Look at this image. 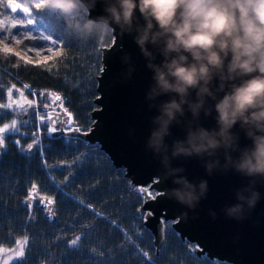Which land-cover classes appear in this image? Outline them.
<instances>
[{"label":"trees","instance_id":"trees-1","mask_svg":"<svg viewBox=\"0 0 264 264\" xmlns=\"http://www.w3.org/2000/svg\"><path fill=\"white\" fill-rule=\"evenodd\" d=\"M8 1L0 0V44L13 51L0 50V105L8 103L11 89L22 90L33 102L21 113L0 107V125L21 117L18 132L3 135L0 154V249L27 240L24 255L12 264H228L189 253L171 222L165 223L164 245L156 254L150 231L136 216L140 194L98 146L50 138L43 124L42 149L25 153L38 129L35 104L52 105L50 93L60 95L81 131L89 129L101 48L113 36L81 41L69 32L62 13L47 8L46 0H16L29 12L14 14ZM21 20L23 27L12 26ZM33 186L55 197V222L36 205H23Z\"/></svg>","mask_w":264,"mask_h":264},{"label":"clouds","instance_id":"clouds-1","mask_svg":"<svg viewBox=\"0 0 264 264\" xmlns=\"http://www.w3.org/2000/svg\"><path fill=\"white\" fill-rule=\"evenodd\" d=\"M98 3L104 14L92 17ZM46 6L62 13L81 41H103L117 30L133 37L152 72L145 99L158 113L145 147L159 159L163 178L176 185L165 190L167 198L190 210L207 198L208 181L190 180L184 166L173 164L195 158L208 176L247 179L235 190L236 202L221 209L229 219H246L264 199L257 187L264 186V0H46ZM82 12L89 15L80 18ZM123 62L130 64V54ZM213 111L216 125L209 129L201 114ZM237 123L251 145L241 147ZM174 126L184 138L169 143ZM209 215L217 218L214 209Z\"/></svg>","mask_w":264,"mask_h":264},{"label":"water","instance_id":"water-1","mask_svg":"<svg viewBox=\"0 0 264 264\" xmlns=\"http://www.w3.org/2000/svg\"><path fill=\"white\" fill-rule=\"evenodd\" d=\"M15 4L19 3L16 0L7 2L8 10L13 14L20 10L11 11V5ZM103 14L102 3L90 10L92 17ZM137 15H140L138 10ZM11 28L12 26H9V30ZM149 48L151 50V45ZM126 54L131 56L130 64L123 62ZM161 60L162 57L158 56L156 62ZM101 63L100 72L96 77V107L90 114L89 129L81 131L76 126L73 114L63 104H45L40 107L43 114L40 121L41 124H47L46 135L50 138L63 136L79 139L87 145L98 146L116 168L124 170L129 187H134L135 191L139 187H149L154 195L158 193L155 200L146 196L142 198L139 193L142 203L136 211V216L142 218L143 226L153 237L156 254L164 245L165 223L171 222V228L187 245L188 252L199 258L207 257L211 261L228 264H264V199H261L244 220L229 219L221 211L226 205L236 202L235 190L247 183L246 178L235 173L208 176L198 159H180L173 161V164L184 166L190 180L208 181L207 198L202 200L195 210H190L168 199L164 194L166 189L176 185L171 179L163 178L159 159L145 147L152 128L151 118L158 113L155 109H149V102L145 99L152 83V72L146 68V61L133 37L127 34L122 36L117 30L113 34L112 42L101 48ZM132 66L135 71L129 74L128 69ZM216 83L218 85V81ZM220 95L222 97L223 93ZM192 96L195 97V92ZM168 98L161 97L164 100ZM209 103L214 105L215 102L209 100ZM188 115L190 117L191 114ZM215 115V111L212 117H205L202 113L203 126L209 129L215 127ZM69 120L71 123H67ZM233 131L239 133L241 147L252 144L240 129L239 123L234 126ZM172 133L173 137L169 138V143L175 137L184 138V132L179 126H174ZM28 145H32V148L29 149ZM28 145L24 151L31 154L35 151L37 143L32 141ZM2 151L3 146H0V154ZM257 187L264 194V186L258 184ZM33 188L36 190L33 191ZM23 205H36L43 210V215L48 221H56L55 197L40 193L37 186L28 191ZM213 209L217 212L216 219L209 215V211ZM148 211H151L152 215H148Z\"/></svg>","mask_w":264,"mask_h":264},{"label":"rangeland","instance_id":"rangeland-1","mask_svg":"<svg viewBox=\"0 0 264 264\" xmlns=\"http://www.w3.org/2000/svg\"><path fill=\"white\" fill-rule=\"evenodd\" d=\"M0 50L4 52H12V48L10 46H5L3 44H0ZM23 59L27 60L28 58L23 56ZM22 93V95H21ZM51 94V93H50ZM49 94V99L51 100L52 103H56V100L52 95ZM25 98L27 101H32L30 98L26 96V94L19 89H11V98H9L8 95V103L6 105H9L7 108L10 109L14 113H21L25 107H28L31 104H28L25 102ZM22 105V106H21ZM21 120V117H15L11 119L8 123L0 125V128H3L5 125H12L13 121H15V128H9L7 131L0 135H4L5 133H17L18 132V123ZM39 129V128H38ZM42 131V129H41ZM38 133V130H37ZM22 241V240H21ZM26 245L23 248V255H24V250H25ZM17 248V245L13 248H3V249H8L9 251L7 253H0V264H2V261L7 259L8 264H12L15 261L20 260L22 257H17L16 253L13 251L14 249Z\"/></svg>","mask_w":264,"mask_h":264},{"label":"snow or ice","instance_id":"snow-or-ice-1","mask_svg":"<svg viewBox=\"0 0 264 264\" xmlns=\"http://www.w3.org/2000/svg\"><path fill=\"white\" fill-rule=\"evenodd\" d=\"M35 7L38 8V7H40V5L37 4V5H35ZM17 9H21V11L24 12V13H28L29 12V9L27 7H23L22 8L21 5H19V4L11 5V11L12 12H16ZM28 23L29 24L32 23L30 18L28 20ZM17 24H19L21 27L24 26L22 20L21 21H13L12 26L16 27ZM0 35H3V32H0ZM40 39L47 40L48 37L43 36V37H40ZM55 43L56 42H53V44H55ZM17 55H19V54L17 53ZM8 95H9V98H11V90H9ZM21 95H22V93H21ZM50 95H52L55 100H61V97L59 95L55 94V93H51ZM25 102L28 103V104H32L33 103L32 101H27L26 98H25ZM8 106L9 105H0V107H8ZM61 106H62V102H61ZM65 112H67L66 109H65ZM67 123H71V121L69 120ZM10 127L11 128H15V121H13L12 125H5L3 128H0V134H2L5 131H7ZM0 146H3V136L2 135H0ZM28 147L30 149V148H32V145H28ZM35 190L36 189L33 188V191H35ZM136 191L141 194L142 198L146 196V197L150 198L151 200H155L157 198V195H158V193L156 195H154L153 191L149 190V187H139V188L136 189ZM148 215H152L151 211H148ZM72 243L75 245L77 243V241L74 240ZM26 244H27V240L26 239L17 242V248L13 250L16 253L17 257H22L23 256V248H24V246ZM8 251H9L8 249H0V253H7ZM193 251H195V249H193ZM2 264H8V260L7 259L3 260Z\"/></svg>","mask_w":264,"mask_h":264},{"label":"built area","instance_id":"built-area-1","mask_svg":"<svg viewBox=\"0 0 264 264\" xmlns=\"http://www.w3.org/2000/svg\"><path fill=\"white\" fill-rule=\"evenodd\" d=\"M38 140H39L40 143L42 142V139H41L40 135L38 136Z\"/></svg>","mask_w":264,"mask_h":264}]
</instances>
